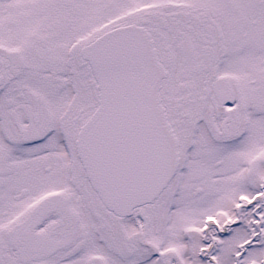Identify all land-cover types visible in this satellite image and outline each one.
Segmentation results:
<instances>
[{
	"label": "snow or ice",
	"instance_id": "snow-or-ice-1",
	"mask_svg": "<svg viewBox=\"0 0 264 264\" xmlns=\"http://www.w3.org/2000/svg\"><path fill=\"white\" fill-rule=\"evenodd\" d=\"M0 264H264V0H0Z\"/></svg>",
	"mask_w": 264,
	"mask_h": 264
}]
</instances>
